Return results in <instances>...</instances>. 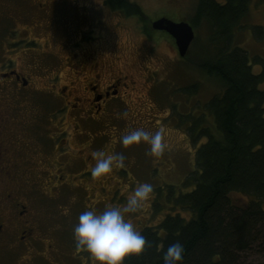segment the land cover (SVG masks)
Listing matches in <instances>:
<instances>
[{
	"label": "rangeland",
	"instance_id": "rangeland-1",
	"mask_svg": "<svg viewBox=\"0 0 264 264\" xmlns=\"http://www.w3.org/2000/svg\"><path fill=\"white\" fill-rule=\"evenodd\" d=\"M125 1L136 5L139 10L136 15L139 17H126L112 11L110 7L103 6V0H75L73 3L87 7H75L74 17L69 15L65 20H59L58 26L63 34L58 32L55 38L48 41L44 49V51H51V54L45 53L44 57L56 58L54 69L59 71V80L55 82L46 80L52 77L50 75H45L46 79L42 76L44 88H47L50 83H57L58 91L72 81L74 86L77 85L76 87L82 90L85 84L84 79L91 71L93 73L96 71L90 67L93 64H97L98 74L110 81L118 77H128L126 80L122 79L126 87L120 89V99L107 103V107H112L111 109L115 112H105L98 119L101 125L94 122V124L78 122L75 135H68L67 129L65 136H62L66 139L61 140L62 143L66 141L64 147H68V151H72L73 155L83 154L81 159L84 160L86 155H93L96 150L94 146L100 135L95 137L93 134L100 132L104 137L99 140L98 145L100 146L101 142L105 154H122L125 169L120 167L123 171L119 173L121 179L115 175L119 166L114 165L110 174L96 178L98 183L91 181L92 185L87 188H92L89 202L85 198L87 191L84 190L88 184H85L82 192L79 193L76 190L79 188L76 185L79 180L75 178V186L60 190V198L55 200L53 208L50 204L45 207L44 216L50 219L51 229L57 231L55 233L57 236H54L53 240L54 242L55 237L59 240L56 250L62 251L66 245L62 238L64 241L67 239L69 243L74 241L72 229L80 213L89 210L87 206H92L91 209L97 211H102L107 206L123 207L139 183L148 182V179L154 181V176H151L150 172L155 167L159 172V175L156 174L155 182L152 183L155 189L162 187L161 191H165L164 186L173 185L177 191L184 192L181 181L192 167L187 162L192 158V154L190 158L188 152L194 153L187 137L186 121L189 116L192 117L190 114L196 113L197 115L202 105L221 90L220 83L207 76L198 66L201 57L212 56V47L209 45L211 28L206 23L200 22L195 27L192 26L194 39L183 57L179 56L171 36L163 31H154L151 27L152 21L160 17H166L174 22L185 21L191 25L195 0ZM217 1L223 2L224 0ZM123 8L133 9L124 4ZM241 24L243 26L239 29H233L235 30L233 42L246 50L252 71L258 73L262 66L255 63L254 58L259 57L264 61V0L249 1L248 13L241 20ZM140 26L143 30H148L150 34L144 33L145 36ZM256 27L262 31L260 39L256 38L257 35L253 30ZM88 29L93 30L91 35L94 38L86 34ZM82 33L85 35L83 34V38H80ZM62 35H66L68 39H64ZM43 60L49 61L46 58ZM30 66L29 64L28 67ZM101 66L104 67L101 68ZM69 91L67 89L66 94ZM125 112L127 115L123 116ZM78 117L79 112H77ZM135 128H143L153 133L162 129L166 144L164 153L159 157H152L148 154V145L144 143L123 147L120 143V136ZM54 129L61 131L62 125L59 124V127L56 125ZM56 130L47 131H52L50 134H53L57 132ZM43 139L49 142L46 137ZM45 151L48 152V150ZM54 161L61 162L55 158ZM94 164L95 161L91 167ZM72 165L71 171H73ZM77 167H79V160L74 166L73 175L77 174ZM126 169L131 175L130 178ZM131 178L133 182L132 187L129 188ZM114 189L120 196L118 202L113 198V200L106 198ZM152 196L153 194L150 199ZM150 199L137 212L126 214V219H130L137 229L140 224L153 225L162 219V215L154 216L148 211ZM231 199L243 206L249 200L243 195H233ZM101 200L103 202H100ZM72 250L74 252L77 250L76 254L84 252L83 249H78L73 245ZM65 253L67 250L60 252L57 256L53 255L52 258L59 260ZM240 261L243 264H264V239L258 240L252 247L242 252Z\"/></svg>",
	"mask_w": 264,
	"mask_h": 264
},
{
	"label": "flooded vegetation",
	"instance_id": "flooded-vegetation-1",
	"mask_svg": "<svg viewBox=\"0 0 264 264\" xmlns=\"http://www.w3.org/2000/svg\"><path fill=\"white\" fill-rule=\"evenodd\" d=\"M74 1L0 0V264H91L94 261L86 251L76 254L77 250H72V245L76 246L74 241L69 243L62 238L66 245L62 251L56 250L59 240L56 237L53 240L57 231L51 229L50 219L44 216L45 207L50 204L53 208L55 200L60 198V190L75 186V178L79 180L76 184L79 193L88 184L84 190L89 202L92 188H87L92 185L91 181L98 183L91 176V165L95 161L93 155H86L84 160L81 159V151L78 156L73 155L68 147H64L66 141L62 143L61 140L66 139L62 136H65L67 129L68 135H75L78 122L101 125L98 119L105 112H115L112 107H107V103L120 99V89L126 87L122 79L128 77L110 81L101 77L97 64H93L90 67L96 71H91L84 79L82 90L72 81L58 91L57 83H50L44 88L42 76H52L45 77L50 82L59 80V71L54 69L56 58L43 56L45 53L51 54V51H44L48 41L55 38L58 32L63 34L58 21L65 20L69 15L74 17L75 7H87L83 4L79 6ZM123 1L103 0L102 4L123 16L137 18L138 15L130 13L129 8H123V4L130 7L135 4H125ZM141 32L150 34L142 27ZM92 33V29L86 31L90 38L93 37ZM83 34L80 38H83ZM65 36L62 35L68 39ZM45 58L49 61H44ZM67 89L71 90L66 94ZM59 124L62 125L61 131L54 129ZM50 129L57 132L50 134L52 131H47ZM98 134L100 138L96 141L94 152L103 151L101 142L100 146L98 142L104 136L100 132L93 136ZM44 137L49 142H45ZM54 158L61 162H55ZM78 160V172L73 175ZM71 164L73 171L70 170ZM121 168L117 167L115 174L120 179ZM156 174L159 175V172L155 167L150 172L154 181L148 179V182H155ZM132 182L133 179L129 182V188ZM101 188L104 190L103 186ZM110 193L106 197L108 200L113 198L120 201L116 189ZM153 199L154 192L148 210L151 215ZM87 208L92 210V206ZM157 223H139L136 229L141 232ZM66 250L67 253L61 254L59 260H53V255Z\"/></svg>",
	"mask_w": 264,
	"mask_h": 264
},
{
	"label": "trees",
	"instance_id": "trees-1",
	"mask_svg": "<svg viewBox=\"0 0 264 264\" xmlns=\"http://www.w3.org/2000/svg\"><path fill=\"white\" fill-rule=\"evenodd\" d=\"M249 1L195 0L191 26L206 23L212 47L198 66L221 90L186 121L194 153L188 152L192 167L181 181L184 192L154 185L151 210L162 219L141 231L143 253L124 264H162L177 240L185 249L181 264H243L242 252L264 239V61L254 58L262 66L254 73L246 50L232 39ZM131 7L130 13H139ZM253 30L260 39L261 29ZM233 195L249 200L239 205Z\"/></svg>",
	"mask_w": 264,
	"mask_h": 264
},
{
	"label": "clouds",
	"instance_id": "clouds-1",
	"mask_svg": "<svg viewBox=\"0 0 264 264\" xmlns=\"http://www.w3.org/2000/svg\"><path fill=\"white\" fill-rule=\"evenodd\" d=\"M122 115L126 116L127 113ZM120 143L125 148L147 144L148 154L152 157L161 156L166 147L162 129L154 133L143 128L131 129L120 136ZM93 158V178L107 176L114 165L124 166L122 154L96 151ZM153 192L152 183L141 182L134 188L123 207L107 206L102 211L93 209L81 212L72 229L76 247L86 251L95 264H124L127 257L141 255L146 246V238L130 219H126V214L137 212ZM184 251L183 244L179 240L175 241L164 251L162 264H181Z\"/></svg>",
	"mask_w": 264,
	"mask_h": 264
},
{
	"label": "water",
	"instance_id": "water-1",
	"mask_svg": "<svg viewBox=\"0 0 264 264\" xmlns=\"http://www.w3.org/2000/svg\"><path fill=\"white\" fill-rule=\"evenodd\" d=\"M151 27L157 31H164L174 39L178 54L185 56L191 42L194 39L192 26L185 21L174 22L166 17H160L151 23Z\"/></svg>",
	"mask_w": 264,
	"mask_h": 264
}]
</instances>
